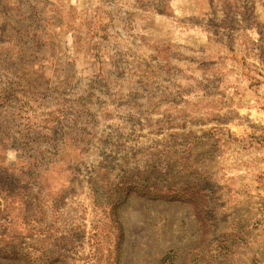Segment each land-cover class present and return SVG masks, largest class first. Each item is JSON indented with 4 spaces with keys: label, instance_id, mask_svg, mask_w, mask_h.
<instances>
[{
    "label": "rangeland",
    "instance_id": "374dc122",
    "mask_svg": "<svg viewBox=\"0 0 264 264\" xmlns=\"http://www.w3.org/2000/svg\"><path fill=\"white\" fill-rule=\"evenodd\" d=\"M0 264H264V0H0Z\"/></svg>",
    "mask_w": 264,
    "mask_h": 264
},
{
    "label": "trees",
    "instance_id": "16d2710c",
    "mask_svg": "<svg viewBox=\"0 0 264 264\" xmlns=\"http://www.w3.org/2000/svg\"><path fill=\"white\" fill-rule=\"evenodd\" d=\"M8 257H13V254H9V256H7V258H2V259H9ZM166 260H168V258H166ZM166 262V261H165Z\"/></svg>",
    "mask_w": 264,
    "mask_h": 264
}]
</instances>
